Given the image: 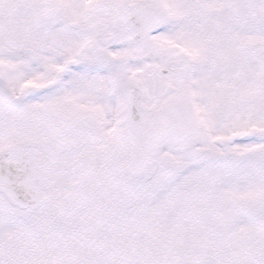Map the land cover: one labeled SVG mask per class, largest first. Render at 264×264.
I'll use <instances>...</instances> for the list:
<instances>
[{"label": "snow or ice", "instance_id": "1", "mask_svg": "<svg viewBox=\"0 0 264 264\" xmlns=\"http://www.w3.org/2000/svg\"><path fill=\"white\" fill-rule=\"evenodd\" d=\"M0 264H264V0H0Z\"/></svg>", "mask_w": 264, "mask_h": 264}]
</instances>
